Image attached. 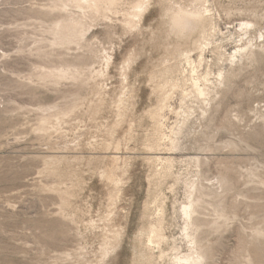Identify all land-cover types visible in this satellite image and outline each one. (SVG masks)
<instances>
[{"label":"rangeland","instance_id":"obj_1","mask_svg":"<svg viewBox=\"0 0 264 264\" xmlns=\"http://www.w3.org/2000/svg\"><path fill=\"white\" fill-rule=\"evenodd\" d=\"M193 4L0 0V264H264V0H208L212 44L168 34Z\"/></svg>","mask_w":264,"mask_h":264},{"label":"bare ground","instance_id":"obj_2","mask_svg":"<svg viewBox=\"0 0 264 264\" xmlns=\"http://www.w3.org/2000/svg\"><path fill=\"white\" fill-rule=\"evenodd\" d=\"M190 2L194 3V4L189 9H187V7L185 8V6H178V7L174 8L173 10H171V12H170V14H169V16L167 18L168 19L167 20L168 21V28H167L168 34H173L175 36H183V37L186 36L187 38L191 37V36H194V37L195 36H197V37L204 36L203 38L206 41H208L207 44H212L214 42L213 37H214V31H215V24H214V19H213V13L211 12V9H209L208 5H207L208 0H190ZM252 25L253 24L250 21H244V20L240 21L238 23V30L242 31L245 28L250 27ZM192 39L193 38H191L190 40H192ZM193 40H192V42L195 41V40L194 41ZM242 40H243V38H241L239 41H242ZM205 46H206V44L204 46L200 45L198 47L200 53H199V59L197 61V64H196L195 61H193L191 59V57L189 55L190 51H186L185 54H184L185 55L186 64H188V66H189L188 77H189V80H190L191 90L193 91V95L197 99L202 100L203 102H205V101L209 100L210 98H212V92L216 91V89L219 87V85H221V83H222V81L224 79L223 67H220V66L217 67V71L216 72H214L211 69V66H209V68H207L202 73L199 72L200 70H198V68L201 67L203 65V62L205 61V52L203 51ZM235 47H236V49L233 51V53L231 52L232 54L229 53V57L227 58L228 59L227 62H229V64H235L236 61L238 60V57L241 56L246 49L248 50L246 43H242V42L240 44H238V45L236 44ZM182 50L184 51V49H182ZM183 51H182V53H183ZM182 53H181V55H182ZM218 56H219L218 59H221L220 58V56H221L220 52H218ZM202 70H204V69H202ZM212 74H213V76H211ZM167 96H168L167 93H166V95L163 96V99L161 100V104L162 105H164V101L167 99ZM162 125H164V124L162 123ZM186 181H188V180H186ZM192 183H194V182H192ZM189 184H191V183H189ZM184 197H187V196L185 195ZM192 203H194V201ZM190 207L192 208L194 206H191V204L189 202H185V203L182 204V206L180 208L181 214L183 216H185L186 220L190 219V217H191L190 216V210H189ZM158 215L159 214L157 213V216ZM158 221H160V220L158 219ZM158 221H157V223H158ZM161 221H163V219ZM151 226H152V224H151ZM156 229H155V231H156ZM187 230H188V224L185 223V226H184V229H183V235L186 238H188L187 241L189 242L190 239H189V235H188V231ZM152 232H154V230ZM159 232H160V230H159ZM156 233H158V231H156ZM153 236L154 237L157 236L159 239L163 238L161 236V234H154ZM153 238L148 237V240H147L148 244H153V240H154ZM173 244H170V245H173ZM172 263L173 264H190V258H189V256H181V255H179V252H177L175 254V256L173 257Z\"/></svg>","mask_w":264,"mask_h":264}]
</instances>
